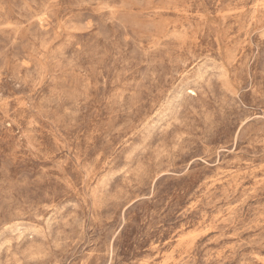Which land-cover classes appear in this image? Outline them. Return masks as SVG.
<instances>
[{"label":"rangeland","instance_id":"1","mask_svg":"<svg viewBox=\"0 0 264 264\" xmlns=\"http://www.w3.org/2000/svg\"><path fill=\"white\" fill-rule=\"evenodd\" d=\"M0 264H264V0H0Z\"/></svg>","mask_w":264,"mask_h":264}]
</instances>
